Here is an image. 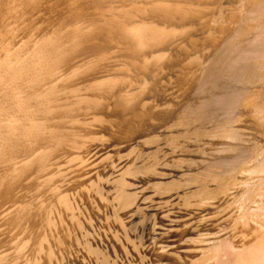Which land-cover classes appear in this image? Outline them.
I'll return each mask as SVG.
<instances>
[{
    "label": "bare ground",
    "instance_id": "1",
    "mask_svg": "<svg viewBox=\"0 0 264 264\" xmlns=\"http://www.w3.org/2000/svg\"><path fill=\"white\" fill-rule=\"evenodd\" d=\"M263 176L264 0H0V264L145 260L215 199L226 264Z\"/></svg>",
    "mask_w": 264,
    "mask_h": 264
},
{
    "label": "rangeland",
    "instance_id": "2",
    "mask_svg": "<svg viewBox=\"0 0 264 264\" xmlns=\"http://www.w3.org/2000/svg\"><path fill=\"white\" fill-rule=\"evenodd\" d=\"M96 67L98 66L96 65ZM251 190L249 200L256 201L257 196L260 195L256 183ZM228 194L231 195L232 192ZM226 198V196L223 197L224 200ZM215 201H211L204 208L196 207L198 211L203 212H199V217L196 214H188L189 211H184V208L192 210V207H169L166 208L168 210H164V213H157L156 219L154 220V232L146 238V240H153V243H155L154 248L148 249L141 247L142 256L145 260L140 261L136 255H132L131 259L127 261V264H213L215 246L211 244L205 245L203 240L207 237L206 242L209 243L211 242L209 236H215L217 233L223 234L224 237L227 235L224 227L221 225L223 219L218 217L214 212L213 205L215 206ZM199 203L200 201L197 204ZM247 213L250 216V212ZM262 215L264 213L257 216L251 213L252 219L249 220L252 222L251 224H239L231 228L230 232L242 235L243 240L255 238L256 232L264 233V218L261 219ZM225 216H228V214H225ZM177 221L187 223L191 230L184 233L178 227ZM194 229L197 230L194 231ZM224 237L217 240L216 243H224L226 240ZM134 243L136 245L138 244L136 241ZM133 249V247H130L129 251ZM155 250L157 252L153 253ZM209 251L212 253V257L208 256Z\"/></svg>",
    "mask_w": 264,
    "mask_h": 264
},
{
    "label": "crops",
    "instance_id": "3",
    "mask_svg": "<svg viewBox=\"0 0 264 264\" xmlns=\"http://www.w3.org/2000/svg\"><path fill=\"white\" fill-rule=\"evenodd\" d=\"M262 242L254 243L253 239H226L224 243H220L219 246L221 249V252H223V257L226 258V264H250L249 256H251L249 253V249L252 248V245L260 246ZM237 250V251H236ZM233 251H235L233 253ZM233 253V254H232ZM241 258L240 261L237 259ZM259 264V263H258Z\"/></svg>",
    "mask_w": 264,
    "mask_h": 264
}]
</instances>
